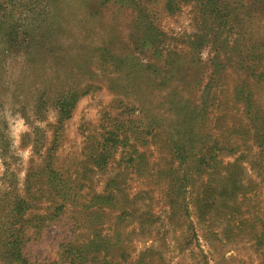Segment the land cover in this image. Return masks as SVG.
<instances>
[{
    "label": "trees",
    "instance_id": "1",
    "mask_svg": "<svg viewBox=\"0 0 264 264\" xmlns=\"http://www.w3.org/2000/svg\"><path fill=\"white\" fill-rule=\"evenodd\" d=\"M187 1L190 2L167 0L166 9L175 11L178 7L179 10L182 2ZM193 3L199 22L189 46L193 52L180 53L184 55L180 61L187 60L178 69L187 81L183 91L175 90L167 96L170 110L183 123L177 135L167 133L168 138L157 140L164 128L162 117L148 115L146 109L135 120L143 129L131 126L134 120L121 118L122 112L134 110L129 106L130 109L123 108L109 118L108 125L101 126L98 138L94 135L86 138L78 158L64 159L59 155L62 135L55 133L51 148L42 155L41 162L27 170L24 196L15 198L11 211L15 222L11 223L4 244L3 261L8 264H168L155 249L140 253L130 263L126 259L133 241L126 238L130 235L129 228L132 234L149 232L158 219L151 210V192L141 191L133 197L128 182L146 179L143 182L157 187L155 177L161 175L163 180L172 179L170 190L164 192L170 202L169 209L179 210L185 207L182 191L195 185L194 179H205L193 197L198 220L210 229L221 228L226 240L247 238L259 249L260 264H264V177L248 189L241 184L244 164L253 147L260 150L257 161L264 163V0L259 3L257 0H193ZM136 23L152 30L150 34L144 32L143 43V47L151 49V58L160 57L158 63L163 62L170 68L168 71L176 73L171 67L175 61H169L173 56L164 59L165 49L158 45L160 38L157 39L155 27L143 11H139ZM28 40L32 41V36ZM202 50L209 51L207 61L200 56ZM136 61L133 56L125 59L130 71L128 77L135 73L142 76L152 66L138 69ZM85 89L84 93L71 90L67 95L57 96L61 124L58 132L71 118L77 101L96 87ZM195 129L205 130L206 138L195 137ZM131 132L137 136L132 138ZM151 145L164 154L160 157L162 163L157 164V176L150 175L155 170L148 156ZM119 151L120 163L124 165L122 173L109 179L102 191H94L88 185L94 171L109 165ZM228 157H233V161L225 162ZM251 166L255 170L264 169L256 163ZM176 181L179 184L174 186L172 183ZM146 196H150L149 201ZM140 200L146 203L137 205ZM44 202L48 212L31 219L29 223L34 224L28 229L25 215ZM67 213L72 219L70 240L61 243V259L51 262L28 259L24 247L31 240L30 229L35 234L41 233Z\"/></svg>",
    "mask_w": 264,
    "mask_h": 264
},
{
    "label": "rangeland",
    "instance_id": "2",
    "mask_svg": "<svg viewBox=\"0 0 264 264\" xmlns=\"http://www.w3.org/2000/svg\"><path fill=\"white\" fill-rule=\"evenodd\" d=\"M166 6L167 0H0V264H8L1 254L10 225L15 222L11 214L15 198L24 196L27 170L41 162L55 133L62 135L59 155L64 159L78 158L88 136L98 138L101 126L110 123L109 118L123 108L133 107L132 111L122 112L121 118L138 120L140 111L146 109L148 115L162 117L164 128L157 140L168 138L167 133L177 135L183 123L170 110L167 96L185 88L187 78L178 69L185 66L187 59L180 61L184 57L180 53L193 52L189 46L199 22L193 0L182 2V8L175 7V11L167 10ZM139 11L155 27L154 34L160 38L158 45L165 49L164 59L173 56L169 61H175L171 67L176 73L168 71L170 68L163 62L158 63L160 57L152 59L151 49L143 47L144 32L150 34L152 30L136 23ZM28 36L33 40H28ZM131 56L137 60L138 69L151 64L149 71L128 77L125 59ZM200 56L207 61L209 51L202 50ZM91 85L96 89L77 101L71 118L58 132L61 124L57 96L67 95L71 90L84 93L85 87ZM135 122L131 126L143 129ZM187 126L192 128L189 123ZM194 132L195 137L206 134L200 129ZM130 135L137 136L136 132ZM148 149L155 164L150 175L157 176V164L162 163L160 157L164 154L156 146ZM259 152L258 147H253L244 164L241 184L245 189L259 184L264 177V169L255 170L251 166L256 163L264 168V163L257 161ZM120 153L114 154L109 165L94 171L88 183L94 191H102L109 179L122 173ZM224 161L231 162L233 157ZM155 178L157 187L143 182L146 179L128 182L133 197L141 191L151 192V210L158 218L149 232L132 234L129 228L130 235L126 238L133 241L126 258L128 263L150 249L159 251L168 264L262 263L259 249L247 238L226 240L221 228L210 229L198 220L193 197L205 179H194L195 185L182 191L185 207L181 211L169 209L170 202L164 194L170 190L172 179L163 180L161 175ZM175 183L179 184L177 181L172 184ZM146 198L149 201L150 196ZM47 209L44 202L25 215L28 229L34 224L29 221L45 215ZM70 217L71 214H65L38 234L30 229L33 234L24 247L28 259L32 262L61 259V243L70 240Z\"/></svg>",
    "mask_w": 264,
    "mask_h": 264
}]
</instances>
